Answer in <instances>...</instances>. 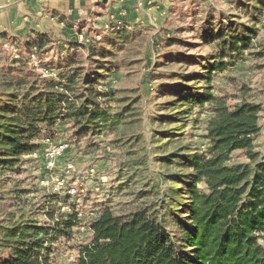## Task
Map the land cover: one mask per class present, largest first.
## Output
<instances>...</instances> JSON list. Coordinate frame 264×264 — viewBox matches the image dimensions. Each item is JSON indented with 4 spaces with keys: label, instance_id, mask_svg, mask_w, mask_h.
I'll return each mask as SVG.
<instances>
[{
    "label": "trees",
    "instance_id": "trees-1",
    "mask_svg": "<svg viewBox=\"0 0 264 264\" xmlns=\"http://www.w3.org/2000/svg\"><path fill=\"white\" fill-rule=\"evenodd\" d=\"M199 31L211 47L206 64L192 62L193 57L171 59L183 70H193L172 73L175 83L160 88L165 101L157 104L150 120L148 140L133 131L141 127L132 109L137 103L123 106L107 126L109 131L123 126L113 143L130 158L126 175L147 180L149 194L139 195L137 206L124 214L102 208L89 223V241L77 246L71 264H264V153L254 146L262 106L247 100L230 106L214 95L212 85L216 74L250 50L254 30L229 20ZM44 41L36 35L28 48ZM103 41L81 44L87 66L72 68L57 83L41 78L24 62L11 61L9 79L0 83V166L11 168L22 156L42 151V140L57 121L71 122L77 140L108 123L106 101L115 94L98 86L119 70L111 58L121 40L109 52ZM14 53H19L16 48L11 59ZM204 107L208 117L201 145L183 142L180 127L197 123L189 116ZM236 153L245 162H235ZM46 197L43 211L52 227H39L24 216L1 226L0 264H55L53 244L70 240L78 219L75 212L58 218L52 210L53 203H66V197Z\"/></svg>",
    "mask_w": 264,
    "mask_h": 264
},
{
    "label": "rangeland",
    "instance_id": "rangeland-1",
    "mask_svg": "<svg viewBox=\"0 0 264 264\" xmlns=\"http://www.w3.org/2000/svg\"><path fill=\"white\" fill-rule=\"evenodd\" d=\"M182 1L180 7L175 8L167 23L161 27L158 24L143 25L132 30L123 29L120 36H111L107 29L103 32L101 27L90 26L86 31L89 38L95 36L92 38L95 41L103 39L106 52L111 50L112 44L121 40V47L111 58L119 66V70L109 74L98 86L100 91L115 94L113 100L106 101L108 123L77 140L73 136L76 127L71 122L57 121L48 133V138L55 142H65L68 147L64 156L58 159L53 172L43 170L45 147L32 155L22 156L21 161L11 168L0 166V227L23 216L36 220L39 227H52V221L43 211L46 196L67 198L66 203L58 201L52 204L51 208L58 218L60 214L76 213L78 222L70 240L59 239L53 244L52 259L55 264H71L75 261L77 246L89 241V223L98 216L102 208L110 209L116 215L124 214L137 206L139 195L149 194L147 180L126 175V163L130 158L124 157L120 148L113 143L121 135L123 126L119 125L115 131H109L107 126L123 106L137 103L132 105V109L135 108L141 119V127L138 129L135 126L133 131L144 141L148 140L150 120L156 115L157 104L165 101L160 88L175 83L172 73L193 70H183L182 64L171 62V59L174 56L185 59L193 57L192 62L196 60L200 66L206 64L205 59L211 47L201 40L200 27L215 29L219 22L228 24L230 20L238 27L246 25L253 28L250 50L243 53L233 67L216 74L212 85L214 95L224 97L230 106L241 100L262 106L259 121L261 132L256 137L254 146L256 152L264 153V0ZM32 53L42 60L41 64L58 75L59 81L72 68L85 67L88 62L87 56L82 60L81 54L76 56V53L72 57L49 59L45 62L46 57L40 56L37 51L19 56V59H11V50H5L1 46L0 83L5 78L9 79L8 71L13 60L24 62L27 68L39 74L32 65ZM205 110V107L194 109L189 120L195 117L197 123L187 121L184 127H180L183 142L201 145L199 136L203 133V124L208 117ZM126 121L127 118L123 122ZM168 127L175 128L173 125ZM45 139L47 138L42 140V144ZM234 161L245 162V158L236 153ZM66 164H72L73 169L67 172ZM51 174L65 182V188L59 194L46 190L39 183L40 179ZM72 188L76 193L69 195L68 191Z\"/></svg>",
    "mask_w": 264,
    "mask_h": 264
},
{
    "label": "crops",
    "instance_id": "crops-1",
    "mask_svg": "<svg viewBox=\"0 0 264 264\" xmlns=\"http://www.w3.org/2000/svg\"><path fill=\"white\" fill-rule=\"evenodd\" d=\"M182 0H0V48H16L19 56L37 51L49 59L87 56L77 42L79 34L87 37L90 26L101 27L111 17L122 19L127 30L143 25L161 27L167 23ZM174 11V12H173ZM105 28V29H104ZM36 35L45 38L39 47L28 48ZM94 38L95 36H91ZM80 51V52H79ZM29 65V64H28ZM31 69V68H30Z\"/></svg>",
    "mask_w": 264,
    "mask_h": 264
},
{
    "label": "built area",
    "instance_id": "built-area-1",
    "mask_svg": "<svg viewBox=\"0 0 264 264\" xmlns=\"http://www.w3.org/2000/svg\"><path fill=\"white\" fill-rule=\"evenodd\" d=\"M106 29L110 32L117 31L120 29H127V26L124 24L122 19H115L111 17L110 24L106 25ZM93 39L87 37L84 34H79L77 37V42L79 44H89ZM4 49H10L8 45H3ZM14 59H19V54L14 53ZM30 59L32 61V65L36 71L39 72L41 77L49 82L57 83L59 82L58 75L44 66L42 60L36 56L35 53L30 55ZM44 144V153H43V170L45 172H53L57 167V161L60 159L65 151L67 150V143L65 142H55L50 139H45L43 141ZM73 169L72 164H66V171H70ZM39 183L46 188V190H50L53 193L59 194L65 188V182L63 179L51 174L47 178H42L39 180ZM76 190L74 188L68 191L69 195H74Z\"/></svg>",
    "mask_w": 264,
    "mask_h": 264
}]
</instances>
